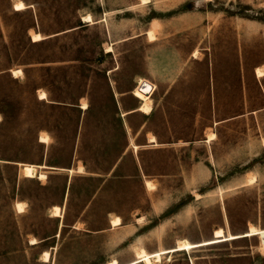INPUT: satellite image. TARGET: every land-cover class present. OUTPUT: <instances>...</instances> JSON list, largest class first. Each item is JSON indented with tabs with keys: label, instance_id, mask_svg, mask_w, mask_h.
<instances>
[{
	"label": "rangeland",
	"instance_id": "1",
	"mask_svg": "<svg viewBox=\"0 0 264 264\" xmlns=\"http://www.w3.org/2000/svg\"><path fill=\"white\" fill-rule=\"evenodd\" d=\"M15 1L0 0V264H123L136 246L264 227V0ZM149 264H264V243Z\"/></svg>",
	"mask_w": 264,
	"mask_h": 264
},
{
	"label": "bare ground",
	"instance_id": "2",
	"mask_svg": "<svg viewBox=\"0 0 264 264\" xmlns=\"http://www.w3.org/2000/svg\"><path fill=\"white\" fill-rule=\"evenodd\" d=\"M13 6L16 9H21V8L25 7V3L22 0H16L13 3ZM84 19H85V21L91 20V15L85 14ZM31 32H32L31 36H32L33 40H38V39L43 37L40 32H37V31H31ZM152 35L153 34L150 31L149 36L152 37ZM12 72L15 75H19L21 73V69L14 68L12 70ZM255 74L258 77L263 76L264 75V68L261 67L260 65L255 66ZM134 95L140 99L141 104L139 105V109L142 112L143 111L148 112L151 110L152 105L150 102V96H148L147 94H145L143 92H140L138 89L135 90ZM39 96L45 97L46 92L44 90H41L39 92ZM83 105L85 106V104H83ZM40 138L45 140V139H47V136L44 134H41ZM149 138L154 139L153 135H150ZM79 169H80V167H79ZM22 172L25 176H28V177L37 176L38 178H42L45 176L44 172H42L41 170L40 171L37 170L36 164H32V163H23L22 164ZM22 202L23 201L17 200V202L15 203V207H16L17 211L23 209V203ZM51 209H52L53 215L54 214L60 215V206L58 204H54ZM110 221H111L112 225H117V224L121 223V217L119 215H114L110 218ZM256 234L259 235L261 242L264 243V227H261V226L255 227L253 225H250L249 229L246 232L234 234V233H230V232L225 233L224 229L219 226V228H216L214 230L213 236L211 238L201 240V242H192V241L188 240L187 238H183L174 247L155 250V251H148V250H146V248L136 246L137 248L135 250V257L132 260H130L129 262L124 263V264H132V263L137 262V261H143L145 264H149V263H152L154 261H159L163 254L168 253V252H172L175 250L190 249V248H193L196 246H200L201 244L216 243V242H219L221 240L238 238V236H241V235H256ZM30 242L35 243V242H37V240H36V238L32 237L30 239ZM42 257H43V260H48L49 251L43 250ZM107 264H119V263H118V260L116 258H111L107 262Z\"/></svg>",
	"mask_w": 264,
	"mask_h": 264
},
{
	"label": "built area",
	"instance_id": "3",
	"mask_svg": "<svg viewBox=\"0 0 264 264\" xmlns=\"http://www.w3.org/2000/svg\"><path fill=\"white\" fill-rule=\"evenodd\" d=\"M155 87H156V84H154L150 79H148L146 77H142L137 82V85H136L133 93L135 94V90L138 89L140 92H143V93L147 94L148 96H150L153 93Z\"/></svg>",
	"mask_w": 264,
	"mask_h": 264
},
{
	"label": "crops",
	"instance_id": "4",
	"mask_svg": "<svg viewBox=\"0 0 264 264\" xmlns=\"http://www.w3.org/2000/svg\"><path fill=\"white\" fill-rule=\"evenodd\" d=\"M12 7H13V9H15V10H20V9H16V8H14L13 5H12ZM24 8H25V7H24ZM21 9H23V8H21ZM40 39H41V38H40ZM38 40H39V39H38ZM12 74H13V72H12ZM19 75H20V74H19ZM19 75H15V74H13V76H19ZM134 96H135V95H134ZM38 97L41 98V99H42V98H46V97H47V94H46L45 97H40L39 94H38ZM135 97L138 98L137 96H135ZM82 107H83V108H86V107H87V104H86L85 106L82 104ZM138 110H140V109L138 108ZM140 111H141V110H140ZM141 112H142V111H141ZM143 112H144V111H143ZM148 112H149V111H148ZM123 114H124V113H121V115H123ZM41 134H45V135L47 136L46 133H41ZM41 134H40V135H41ZM40 135H39V140H40V141H47L48 136H47V139L43 140V139L40 138ZM153 138H154V135H153ZM149 141H156V138H154V139H150V138H149ZM133 147H134V148H137V145L134 144ZM22 164H23V163H22ZM32 164H34V163H32ZM35 164L38 166V170H41L40 168L46 166L45 164H37V163H35ZM79 167H80V169H81V166H79ZM79 167H78V170H80ZM70 171H71V169H70ZM24 176H25V175H24ZM43 178H44V177H43ZM58 205H59V204H58ZM59 206H60V205H59ZM60 207H61V206H60ZM61 212H62V207H61ZM58 216H62V214H61V215H58ZM121 223H122V220H121ZM121 223H119V224H117V225H120ZM110 224H111V221H110ZM111 226H116V225H112V224H111ZM222 241H223V240H222ZM192 242H193V241H192ZM195 242H198V241H195ZM196 247H197V246H196ZM131 260H132V259H131ZM129 261H130V260H129ZM137 262H138V261H137ZM118 263H119V262H118ZM126 263H127V262H126ZM134 263H135V262H134ZM119 264H120V263H119ZM123 264H124V263H123ZM132 264H133V263H132Z\"/></svg>",
	"mask_w": 264,
	"mask_h": 264
}]
</instances>
